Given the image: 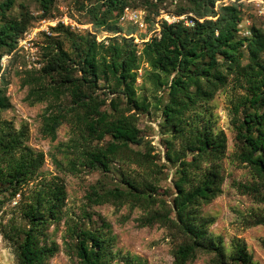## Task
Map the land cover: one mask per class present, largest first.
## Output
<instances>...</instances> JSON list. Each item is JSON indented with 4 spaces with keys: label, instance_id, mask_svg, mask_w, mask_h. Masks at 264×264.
Masks as SVG:
<instances>
[{
    "label": "trees",
    "instance_id": "1",
    "mask_svg": "<svg viewBox=\"0 0 264 264\" xmlns=\"http://www.w3.org/2000/svg\"><path fill=\"white\" fill-rule=\"evenodd\" d=\"M36 1L43 14L55 2ZM240 1L81 0L79 12L93 29L112 36L97 42L95 35L76 36L57 24L51 30L64 34L69 50L63 40L46 37L40 48L42 65L24 74L26 101L31 105L49 103L42 115L41 135L54 140L60 125L70 127L73 160L67 170L110 173L116 168L119 185L111 189L92 186L89 202L128 204L142 210L138 225L164 228L174 242L172 264H187L198 253H213L217 264H254L244 244L235 242L227 256L219 241L209 236L214 219L203 215L201 207L221 193L226 138L200 117L191 116L230 84L242 90L231 102L233 159L248 169L251 180L236 182L235 187L259 207L245 220L246 226L264 225V29L252 24L249 36L240 35ZM15 2L0 0V55L11 54L28 27L26 15L12 13ZM133 3L141 6H131ZM173 3L170 12L165 6ZM126 7L142 8L148 13L147 21L161 10L203 20L195 21L192 28L163 23L159 37L151 36L138 50L129 37L136 27L124 30L119 25ZM141 61L148 67L142 79L152 87L155 109L160 112L158 134L164 163H159L160 154L150 141L136 136L137 115L150 106L135 91ZM121 100H125V108L119 106ZM8 108L6 83L1 77L0 111ZM25 139L22 132L0 124V209L18 196L23 225L6 236L16 264H47L59 248L55 242H47L46 231L61 218L65 191L56 176L42 178L28 199L21 200L24 188L37 179L43 164V154L25 146ZM123 165L143 173H125ZM168 168L174 169L170 200L165 192H158L155 180ZM70 239L76 264H108L109 241L103 231L79 225L71 230Z\"/></svg>",
    "mask_w": 264,
    "mask_h": 264
},
{
    "label": "rangeland",
    "instance_id": "2",
    "mask_svg": "<svg viewBox=\"0 0 264 264\" xmlns=\"http://www.w3.org/2000/svg\"><path fill=\"white\" fill-rule=\"evenodd\" d=\"M81 0H55L47 14L39 9L36 0H16L13 7V14L26 15L28 27L17 39L15 50L9 54L5 67L0 66V78L3 77L6 83V96L9 101V108L0 111V124L3 123L9 130L22 132L25 136L24 145L43 154V164L38 171L37 179L24 188L22 201L28 199V193L35 188V184L42 178L49 180L56 176L64 186L65 198L61 208V218L58 222L51 224L46 231L47 242H55L58 245V252L48 261L47 264H76V257L69 247L71 230L84 226L89 229L103 231L108 239V264H172L171 251L174 242L168 237L167 231L157 225L153 227H140L137 223L143 214L138 208H130L128 204L114 205L112 203L91 204L87 199L92 186L113 188L119 185V175L116 168L110 173L101 171L70 172L67 170L69 160L73 156L69 151L70 127L63 123L56 129L54 140L44 137L40 133L42 115L48 108V102L30 104L26 101L28 86L23 85L25 71L38 65L30 64L31 58H37L39 66L42 65L41 46L46 37H54L63 40V46L69 50L70 42L64 40V34L51 30L53 23L59 19L67 18L73 22L69 29L74 35H95L101 40L112 36L103 30L96 32L92 25L87 22L83 13L79 12ZM176 3V2H175ZM175 3L167 4L165 7L172 12ZM242 20L239 25L240 35L249 36V28L252 24L263 27L264 15L258 14L250 5L242 2ZM131 6H141L133 3ZM144 12L145 29L135 32V43L138 50L142 47V40L146 42L151 36L154 25L152 21L156 16L151 14L149 21L146 20L148 13L142 8H131ZM159 14V13H158ZM154 22V21H153ZM124 30L131 27L119 21ZM56 26V25H55ZM105 40V39H104ZM102 40V41H104ZM97 41V40H96ZM19 42H24L23 47L18 48ZM98 42V41H97ZM3 55H0V58ZM147 64L143 61L137 70L135 91L139 100L145 99L150 106L148 111L138 113L136 136L150 141V145L160 154L159 163H164V149L161 144V137L158 134L159 123L161 122L160 112L155 109V95L152 87L142 79ZM103 91H97L100 93ZM242 94V90L230 84L219 91L214 98L198 108L191 116L200 117L211 126L214 132H222L226 138V153L221 161L223 183L220 195L207 204H203L201 212L205 216H211L214 223L209 227V236L220 245L228 256L235 242L245 245L247 253L251 256L254 264H264V225L253 227L246 226V219L258 207L250 197L240 194L235 187L236 182H247L251 176L247 168L237 164L233 159L234 128L232 125L230 110L231 102L235 97ZM111 97V95L109 96ZM50 102V101H49ZM119 106L125 108V100H121ZM50 108V107H49ZM144 151V150H143ZM60 165H56L55 161ZM122 171L134 174L141 169L135 166L123 165ZM174 169H164L162 174H157V190L159 193H166L165 198L170 200L172 192L171 179ZM16 196L12 201H7L0 209V264H16L13 246L7 240L8 235L13 232L16 226H22L21 204ZM187 264H217L213 253H198L195 259Z\"/></svg>",
    "mask_w": 264,
    "mask_h": 264
},
{
    "label": "built area",
    "instance_id": "3",
    "mask_svg": "<svg viewBox=\"0 0 264 264\" xmlns=\"http://www.w3.org/2000/svg\"><path fill=\"white\" fill-rule=\"evenodd\" d=\"M224 1L225 2H228V1L231 2L233 0H224ZM240 2H244L248 5H250L252 8H254V10L258 14L264 15V0H241ZM143 16H144V12L131 9L130 7H126V8H124V10L122 12L119 21L124 22L127 25L135 26L138 30H141V29H145V27H146V23H145ZM202 20L203 19L195 18L194 16H192V14H183L180 16H175L171 13L164 12L163 10H161L154 20V23H153L154 28H153L152 34H153V36L159 37L160 26L163 23H165L167 25L175 24V23H181L182 25H184L187 28H192L195 24V21L202 22ZM57 23L64 24L65 26L69 25L71 27H73V24H74L73 22H71V20H68L66 17L63 19H59L58 21H55L53 23V26L55 27V25H57ZM129 37H133V42L136 39L134 34L130 35ZM104 39L105 38H102L101 40H99L98 37L96 38V40L98 42H100ZM141 43H144V41L142 40ZM23 44H24V42L23 43L19 42L17 49L23 47ZM8 59H9V55H4L0 58L1 68L5 67V62ZM38 61L39 60H37V58H31L30 64L33 66L38 65V67L36 68V69H38L40 67Z\"/></svg>",
    "mask_w": 264,
    "mask_h": 264
}]
</instances>
